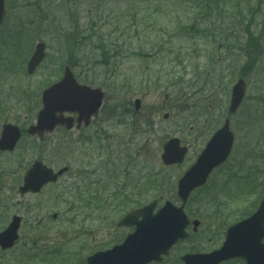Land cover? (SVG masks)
Listing matches in <instances>:
<instances>
[{
  "label": "rangeland",
  "instance_id": "obj_1",
  "mask_svg": "<svg viewBox=\"0 0 264 264\" xmlns=\"http://www.w3.org/2000/svg\"><path fill=\"white\" fill-rule=\"evenodd\" d=\"M6 9L0 28V127L4 122L25 127L35 121L32 109L36 102L40 107L42 91L70 65L71 33L75 41L91 35L82 48L85 62L92 66L112 42L122 47V55L118 57L121 69L107 87L84 81L91 66L85 65L86 73L80 78L84 68L70 65L80 82L106 92L100 114L90 126L72 131L59 127L45 137L39 151H25L32 144L25 136L8 158L24 169L19 164L2 166L0 192L4 193L18 192L25 169L36 157L55 169L68 165L71 171L42 190L44 195L37 197L42 205L0 264H87L90 254L121 243L130 230L117 227L126 208L119 213L107 209L106 217L111 219L107 222L97 215L87 217L70 195L89 179L94 181L92 188L109 197L175 193L179 178L228 116L231 89L240 77L248 87L241 108L231 118L234 149L195 192L228 201L231 221L253 211V203L264 194V178L258 173V168L264 170L260 161L264 147L255 145V135L264 127L258 121L264 116V78L259 74L264 54L255 56L258 45L248 42L246 28L257 39L259 32L264 33V0H143L131 3V8L130 2L112 0L97 6L94 0H7ZM130 12L137 20L145 16L152 28L141 32L140 20L139 37L130 38ZM39 41L46 42L47 55L38 70L28 75L27 62ZM116 46L109 50L118 55ZM139 70L146 72L144 81L135 77L130 83L131 74ZM172 137L180 138L189 152L182 164L166 166L161 154ZM85 170L93 171L86 181ZM34 216V226L43 222L30 232ZM55 246L57 256L52 254Z\"/></svg>",
  "mask_w": 264,
  "mask_h": 264
},
{
  "label": "water",
  "instance_id": "obj_2",
  "mask_svg": "<svg viewBox=\"0 0 264 264\" xmlns=\"http://www.w3.org/2000/svg\"><path fill=\"white\" fill-rule=\"evenodd\" d=\"M5 1L0 0V26L6 10ZM46 44L39 42L28 62L27 71L33 74L46 56ZM246 90V83L239 79L233 86L229 112L235 113L241 104ZM102 88L80 83L69 65L64 68L61 80L53 83L42 93L43 107L38 113L37 124L30 127L31 134L42 135L44 131L52 132L58 125L72 128L74 117H65V113H77L78 127L84 123L88 126L93 116H97L105 98ZM141 100L135 101V108H140ZM167 117V116H166ZM20 131L18 127L7 124L0 139L2 149H14ZM234 143V133L230 127V118H226L197 158L196 162L185 172L178 182V193L185 202L190 193L204 185L214 168L223 164L229 157ZM188 147L181 145L177 137L171 138L163 147L162 161L166 165L181 164ZM67 170L66 167L54 171L42 161H36L27 171L21 191L40 192L49 182H56ZM153 204L127 214L119 226L132 225L139 216L144 221L137 224L136 230L129 234L125 241L111 249L99 251L87 258L88 264H148L153 260L161 261V255L168 253L170 247L180 238L186 236L187 217L183 207H177L168 201L154 217L147 216ZM20 217L14 216L9 226L0 233V246L10 248L18 239ZM264 225V199L257 212L251 217L233 225L227 233L224 245L208 254H186L185 264H218L242 251L250 250L256 242V235H261L260 226ZM264 231V230H263ZM251 251V250H250ZM248 264H264L248 254Z\"/></svg>",
  "mask_w": 264,
  "mask_h": 264
},
{
  "label": "flooded vegetation",
  "instance_id": "obj_3",
  "mask_svg": "<svg viewBox=\"0 0 264 264\" xmlns=\"http://www.w3.org/2000/svg\"><path fill=\"white\" fill-rule=\"evenodd\" d=\"M258 47L255 48V56L263 55L264 54V48H262L263 43H261V38H264V33L259 32L258 33ZM262 36V37H261ZM263 64L261 63V67H259V74L260 78H264V60H262ZM245 80V79H244ZM246 83V92L244 95V98L242 99L241 105L239 109L241 108L246 94H247V82ZM40 103H41V97H40ZM35 105L38 106L37 102ZM34 107L32 109V112H36V118L35 121L25 127H21L17 123L13 122H4L0 127V139L2 137L3 128L5 125L10 124L18 127L20 131V138L18 139L14 149H2L0 147V171L2 170V166L4 164H19V168L23 170L24 168L22 165L15 160H9L8 158L11 156V154L15 153V151L18 148V145L20 144L21 140L27 136V139L30 143L29 146L25 148V151H28L30 149H36V151H39L40 145L43 144L45 141V137L48 135H52L53 133H48L47 131H44L42 135L38 134H31L30 133V127L37 124V118H38V112L42 106L40 107ZM238 109V110H239ZM237 110V112H238ZM253 110H250V113ZM237 112L235 114H237ZM256 113V112H253ZM234 114V115H235ZM250 115V114H249ZM258 121L264 122V116H260ZM64 129V128H63ZM77 129V128H74ZM74 129H69L67 131H72ZM80 130V129H77ZM234 139H236V136L234 134ZM235 142V141H234ZM255 145H258V147H264V127L260 128L259 134L257 133L255 135ZM35 161H42L44 165L47 167L54 168L47 164L43 159L40 157H36L33 162L29 163L27 168L25 169L24 174L21 178V184L18 187L17 193H4L0 192V232L4 231L11 221L13 220L14 216H19L20 219V228L18 230L19 237L18 240L15 242V245L11 248H2L0 246V261L5 259V256L8 252L12 251L16 245L17 242L21 238V232L24 229L26 225L29 223V217L35 213V210L38 209L39 206L42 204H39L38 198L40 196H43L44 193H41L42 190L54 183H49L47 185H44L41 189V191L38 192H25L23 193L21 191V187L24 185V177L26 172L32 167L33 163ZM261 164L264 162V156H260ZM259 164V166L261 165ZM53 165V164H51ZM67 171L66 173H69L71 171V167L66 165ZM93 171H84L83 172V178L88 180L90 177V173ZM258 173L261 175V178H264V170L260 171V168H258ZM244 179H246L244 177ZM248 182V181H247ZM94 184L93 180L89 179V186H92ZM82 189L85 190V192H75L70 197L74 198L77 202L80 210H84L86 215H97L100 217V220H105L107 222H111L110 217H106L107 209H115L112 212H118L120 211V208H126V214L139 210L145 206L153 204L152 208L147 216L154 217V215L168 202L170 201L172 204H174L177 207H183V210L185 212V215L187 217V226L185 228L186 236L182 239H178L171 248L169 249L168 253L166 255H162L161 261H152L148 264H185L183 261V257L186 254H208L211 253L219 248H221L227 238L228 230L235 224L241 222L242 220L250 217L253 215L257 210H259L261 203L264 199L263 196L257 198L253 203V210L249 214H243L242 217L235 219L234 221H231V211L230 210V203L228 201H222L221 196H218L216 194H204V196L199 197L198 193L193 191L190 193L189 198L187 201L183 202L181 199V195L176 191L172 194H164V193H127V195H113L110 194V197L108 194H103L98 191V188H94L96 192H93L92 187H85L83 186ZM245 195L242 194V197ZM260 196V195H259ZM240 197V198H242ZM234 201V199H233ZM110 208H106V207ZM74 206L70 207V210L73 209ZM235 211V210H234ZM37 218L34 216L32 221L30 222V232L35 231V229L41 226L43 220L37 221V224L34 226V221ZM110 219V220H109ZM141 221H144L143 216L137 217L133 222L132 225H130V222L127 226H117L118 228H128L130 229L127 233H132L137 223H140ZM261 235H256V242L251 247H253L250 250L242 251L239 255H234L228 259H225L218 264H248V254L250 256L255 255L261 263L264 259V225L260 226ZM126 237V236H125ZM31 239V238H30ZM124 240V239H123ZM122 240V241H123ZM121 241V242H122ZM120 243V242H119ZM118 244V243H117ZM116 245V244H114ZM113 245V246H114Z\"/></svg>",
  "mask_w": 264,
  "mask_h": 264
},
{
  "label": "trees",
  "instance_id": "obj_4",
  "mask_svg": "<svg viewBox=\"0 0 264 264\" xmlns=\"http://www.w3.org/2000/svg\"><path fill=\"white\" fill-rule=\"evenodd\" d=\"M94 1H95L96 6H97L101 1L106 2L107 0H94ZM109 1H111V0H109ZM112 1H115L117 3H121L123 1L130 2V8H131V3L143 1V0H112ZM144 1H146V0H144ZM208 1H213V0H208ZM216 6H218V5H216ZM90 11H92L91 7L89 8L88 13H90ZM132 14H133V12H130V38H133V37L138 38L139 37V35H138L139 34V26H140L138 21L141 20V26H142L141 32H145L148 28H152V26L149 24V22L146 21L145 16L143 17V19L139 18L140 20H137L138 18L137 19L133 18ZM91 22H93V20ZM78 27H77V29H78ZM92 28L94 30L95 24L94 25L92 24ZM94 33H95V31H94ZM90 38H91V35L87 34V37L82 35L80 41H78L77 39L75 41L73 38V34L71 33V35H70L71 49H70V53L68 56V62L70 63V65L72 67L84 68L79 73L80 78H83L82 73H86L84 71L85 65L87 64V65L91 66V68H89L87 70V73L85 74V77L83 78L84 81L90 82L92 84L99 83V84L107 87L109 84H111L113 79L117 76L118 71L121 69V64H119V62H118V59H120V58H118V57H120V55H122V47L116 46L117 43H115V42L110 43V45H112V46H110V45L104 46L102 44L104 46V50H103L104 55L101 56V60H95V64L92 66V63H90V62L86 63L85 62L86 55L84 53V49L82 48V46L85 44V42L87 40H89ZM103 42L105 44V41H103ZM113 46L114 47L116 46V50H120V53L118 55L112 53V51L109 50V49H112ZM161 48L162 47L158 46L157 50L159 51V49H161ZM98 68H100L102 71ZM89 72H93V76H90ZM130 73H131V71H130ZM145 75H146V72L144 70H139L137 73L133 72L130 76V83H131V80L135 79V77H141L142 82H143ZM96 79H98V81ZM172 83L173 82L171 81L170 84H172ZM108 165L109 164H105V166H106L105 169L108 168ZM124 174L126 176L128 175L126 170L124 171ZM116 176H117V173L113 174L114 180H115ZM130 178L133 180L131 175H130ZM54 248H55V251L53 252V254L57 256L59 254L58 248H57V246H55ZM37 255L38 254L35 253V256H37Z\"/></svg>",
  "mask_w": 264,
  "mask_h": 264
}]
</instances>
